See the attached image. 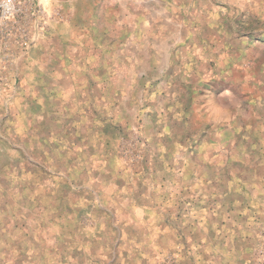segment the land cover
<instances>
[{
	"label": "rangeland",
	"instance_id": "obj_1",
	"mask_svg": "<svg viewBox=\"0 0 264 264\" xmlns=\"http://www.w3.org/2000/svg\"><path fill=\"white\" fill-rule=\"evenodd\" d=\"M40 1L0 41V264H264V0Z\"/></svg>",
	"mask_w": 264,
	"mask_h": 264
},
{
	"label": "built area",
	"instance_id": "obj_2",
	"mask_svg": "<svg viewBox=\"0 0 264 264\" xmlns=\"http://www.w3.org/2000/svg\"><path fill=\"white\" fill-rule=\"evenodd\" d=\"M35 15L50 19L46 5L40 0H0V41L27 33V22ZM47 17V19H46Z\"/></svg>",
	"mask_w": 264,
	"mask_h": 264
}]
</instances>
